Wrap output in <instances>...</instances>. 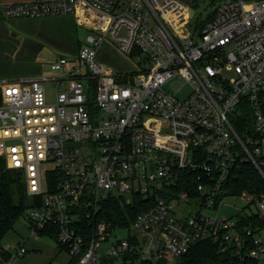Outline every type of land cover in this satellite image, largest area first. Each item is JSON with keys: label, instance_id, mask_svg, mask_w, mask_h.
I'll list each match as a JSON object with an SVG mask.
<instances>
[{"label": "built area", "instance_id": "1", "mask_svg": "<svg viewBox=\"0 0 264 264\" xmlns=\"http://www.w3.org/2000/svg\"><path fill=\"white\" fill-rule=\"evenodd\" d=\"M1 5L9 17L74 14L88 31L77 55L53 60L47 74L0 81V159L23 175L32 235L52 231L72 264H179L203 240L228 264H264V227L243 233L237 219L207 212L232 195L226 181L242 160L264 178V0ZM108 40L134 71L98 60ZM243 104L255 123L245 139L233 124ZM194 173L195 184L185 179ZM246 194L233 196L264 220V192ZM137 197L145 207L133 221L106 216L111 200ZM28 250L2 245L0 264Z\"/></svg>", "mask_w": 264, "mask_h": 264}, {"label": "crops", "instance_id": "2", "mask_svg": "<svg viewBox=\"0 0 264 264\" xmlns=\"http://www.w3.org/2000/svg\"><path fill=\"white\" fill-rule=\"evenodd\" d=\"M18 1L28 0H0V3ZM82 27L74 14L9 17L4 6L1 5L0 81L41 77L50 71V63L53 60L61 56L74 57L88 34L85 26L83 27L86 30L85 34L80 33ZM37 39H43V44L39 45ZM46 55L49 57L47 58ZM98 57L105 64L106 62L115 64L116 68L107 65L116 71H126L120 68L116 59L120 60L123 57L130 60L128 55L121 52L109 40L100 47ZM134 67L136 68L135 64ZM19 235L22 237L21 241L29 248L19 264H70L71 255L59 246L56 238L35 237L28 226L25 231H20Z\"/></svg>", "mask_w": 264, "mask_h": 264}, {"label": "trees", "instance_id": "3", "mask_svg": "<svg viewBox=\"0 0 264 264\" xmlns=\"http://www.w3.org/2000/svg\"><path fill=\"white\" fill-rule=\"evenodd\" d=\"M196 28L199 29V26ZM241 112L242 114L235 116L233 124L242 139H245L248 134L253 132L255 123L249 105L243 104ZM197 176V173H194L185 179L195 184L198 181ZM225 187L232 195L242 193L257 195L264 192V178L252 162L242 160L239 167L233 169L229 174ZM29 207V196L22 173L8 168L5 162L0 159V247L3 236L14 228V225L24 216ZM144 207V201L139 197L131 203L125 199H113L107 204L105 214L109 219L125 224L129 221L128 218L133 221ZM237 221L243 233L245 227H264V220L259 218L256 212L240 213ZM40 236L56 238L52 231L46 230L41 231ZM72 262L71 260L70 264ZM228 262V256L220 251L218 244L213 240H203L193 244L191 249L179 259V264H228Z\"/></svg>", "mask_w": 264, "mask_h": 264}, {"label": "rangeland", "instance_id": "4", "mask_svg": "<svg viewBox=\"0 0 264 264\" xmlns=\"http://www.w3.org/2000/svg\"><path fill=\"white\" fill-rule=\"evenodd\" d=\"M195 8H196V10L198 11V14H199L201 12L202 7H200L198 5H195ZM210 11H211L210 8L206 9L205 11H203L202 12L203 17H206ZM83 27L80 29V33L81 34H85V32H86V30L84 29L85 27L84 28ZM37 42L39 43V45H42L44 40L43 39H37ZM41 50L43 51L44 49H41ZM44 54H46V53H44ZM109 56H110V53H109ZM128 56L130 57V55H128ZM46 57L48 58L49 56L46 55ZM116 57H113V59H115ZM108 59L111 60V58H108ZM98 60H100L101 63H103V61H102V59L100 57H98ZM115 61H118V65L121 66L120 68L125 69L126 71H134L136 69L134 67L135 63H134V61L132 60L131 57H130V60L121 57L120 60L116 59ZM106 63L108 65H111V66L116 68L115 64L113 65L112 63H109V62H106ZM84 69H86V68H84ZM183 84H184V82L179 80L173 85V87L175 89H179L180 88V94L181 95L187 94V92L189 91V87H190L187 83H185V85H183ZM52 87H53L52 83H48L47 84V88L48 89H50ZM246 196L248 198H251L253 195L252 194H246ZM247 200L248 199H246V197H245V199H243L242 197H236V196H233V195H229V196H227V197H225L223 199V201L220 203V205L217 208L209 209L207 212L210 215H213V216H218V217L227 216L229 218H232L233 220H236L240 213H245V212L246 213H251V212H255L257 210L256 206H254V205L251 206V207H248L247 206L248 205V201ZM31 202H32V197H29V203L31 204ZM242 208H245V209L243 211H240ZM28 225H29V223H28V213L26 211L24 216H22L17 221L16 227H14L5 236H3L2 240H1V244L9 246V245H13V244H16V243L20 242L22 240V237H20L19 233H20V231H25V229H26V227ZM125 234H126L125 230L119 231V235L124 236Z\"/></svg>", "mask_w": 264, "mask_h": 264}, {"label": "water", "instance_id": "5", "mask_svg": "<svg viewBox=\"0 0 264 264\" xmlns=\"http://www.w3.org/2000/svg\"><path fill=\"white\" fill-rule=\"evenodd\" d=\"M194 11H195V10H194V9H192L191 13H192V14H194Z\"/></svg>", "mask_w": 264, "mask_h": 264}]
</instances>
